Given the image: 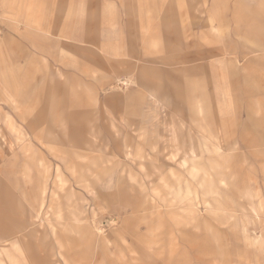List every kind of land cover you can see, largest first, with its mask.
Instances as JSON below:
<instances>
[{"label": "rangeland", "instance_id": "374dc122", "mask_svg": "<svg viewBox=\"0 0 264 264\" xmlns=\"http://www.w3.org/2000/svg\"><path fill=\"white\" fill-rule=\"evenodd\" d=\"M0 264H264V0H0Z\"/></svg>", "mask_w": 264, "mask_h": 264}]
</instances>
